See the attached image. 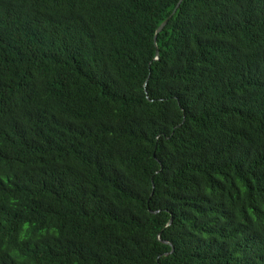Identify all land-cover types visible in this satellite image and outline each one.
<instances>
[{
    "label": "trees",
    "instance_id": "1",
    "mask_svg": "<svg viewBox=\"0 0 264 264\" xmlns=\"http://www.w3.org/2000/svg\"><path fill=\"white\" fill-rule=\"evenodd\" d=\"M0 264H264V0H0Z\"/></svg>",
    "mask_w": 264,
    "mask_h": 264
},
{
    "label": "water",
    "instance_id": "2",
    "mask_svg": "<svg viewBox=\"0 0 264 264\" xmlns=\"http://www.w3.org/2000/svg\"><path fill=\"white\" fill-rule=\"evenodd\" d=\"M182 3V2H181ZM176 12H177V10H176ZM175 12V13H176ZM174 13V14H175ZM174 16V15H173ZM173 16H171L163 25H162V27L159 29V31H158V34H160L161 32H163L164 30H165V28L169 25V23H170V20L172 19V17ZM157 39H158V37H157ZM160 55H161V53H160V51L158 52V59H160ZM172 224V220L170 221V223H169V226ZM162 235H160L159 236V239H160V241H162ZM163 243H165V244H168V245H171V243L170 242H167V241H162Z\"/></svg>",
    "mask_w": 264,
    "mask_h": 264
},
{
    "label": "clouds",
    "instance_id": "3",
    "mask_svg": "<svg viewBox=\"0 0 264 264\" xmlns=\"http://www.w3.org/2000/svg\"><path fill=\"white\" fill-rule=\"evenodd\" d=\"M153 213H157V212H153ZM172 220V219H171Z\"/></svg>",
    "mask_w": 264,
    "mask_h": 264
}]
</instances>
